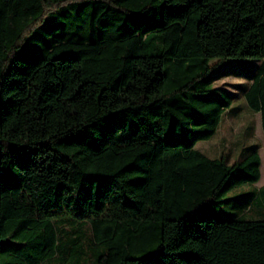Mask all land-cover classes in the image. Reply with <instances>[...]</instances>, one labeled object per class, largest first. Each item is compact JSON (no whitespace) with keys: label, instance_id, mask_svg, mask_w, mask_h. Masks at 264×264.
Returning <instances> with one entry per match:
<instances>
[{"label":"trees","instance_id":"obj_1","mask_svg":"<svg viewBox=\"0 0 264 264\" xmlns=\"http://www.w3.org/2000/svg\"><path fill=\"white\" fill-rule=\"evenodd\" d=\"M242 59L264 133V0H0V264H264V220L214 217L260 147L196 149Z\"/></svg>","mask_w":264,"mask_h":264},{"label":"rangeland","instance_id":"obj_2","mask_svg":"<svg viewBox=\"0 0 264 264\" xmlns=\"http://www.w3.org/2000/svg\"><path fill=\"white\" fill-rule=\"evenodd\" d=\"M25 48L22 49L24 51ZM36 53L22 56H36ZM217 61L212 60L211 65ZM259 62L249 59L228 60L214 68L211 79L215 88L228 93L233 100L232 107L225 111L217 134L209 141L197 143L196 149L209 158L230 153L231 163L242 160L250 146L260 147L261 179L254 185H244L229 194L232 200L215 213L216 219L231 220L243 218L248 221L264 220V204L253 196L255 189L264 186V133L261 115L253 114L247 106L244 92L251 78L256 74ZM252 195H251V194Z\"/></svg>","mask_w":264,"mask_h":264}]
</instances>
